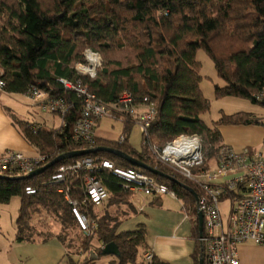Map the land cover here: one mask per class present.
Listing matches in <instances>:
<instances>
[{
    "label": "trees",
    "instance_id": "1",
    "mask_svg": "<svg viewBox=\"0 0 264 264\" xmlns=\"http://www.w3.org/2000/svg\"><path fill=\"white\" fill-rule=\"evenodd\" d=\"M85 49H92L102 57L95 79L78 76L75 72L76 64L83 61ZM199 50L208 54L218 77L226 84L216 86L217 98H246L264 106L254 97L264 91V0H0V76L6 82V93L25 95L32 87H37L64 99L70 106L65 125L59 129L46 130L13 118L46 164L64 153L110 148L180 181L199 195L200 189L194 183L160 162L149 146L163 148L180 135H198L203 140L208 164L223 146L220 125H264L244 113L224 116L215 126L205 122L203 115L210 111L211 104L201 87ZM118 54L121 59H117ZM61 78L82 80L90 91L112 107L114 118L124 125L123 142L96 136L91 148L73 141V128L81 117L83 103L58 82ZM125 92L131 93L138 102L149 98L156 108L150 138L144 139L141 151L129 143L135 121L118 105ZM138 108L144 109L140 105ZM88 157L109 160L118 168L147 174L176 193L194 224V262L199 264L201 259L205 260L199 234L198 203L193 193L113 153L98 152ZM80 159L83 157L62 161L31 179H17L26 175L15 171L0 174L7 177L0 178V204L20 198L16 241L47 242L54 237L46 225L31 223L36 213L45 210L59 224L60 231L55 237L67 250L73 246L76 232L83 237L79 254L87 253L97 241L96 257L86 258L88 264H95L103 256V247L111 243H115L120 252L113 264H165L155 256L151 262L146 261L149 249L144 224L134 231H118L123 222L137 214V209L122 180L109 170L96 173L109 194L101 207L85 202L83 183L87 173L83 171L71 176L65 184L48 182L60 166ZM29 186L38 193L27 195L25 189ZM62 188H70L71 196L82 203L81 211L96 220L94 235L87 237L79 231L70 205L59 193ZM232 195L239 196V192H226L222 200ZM161 199H154L153 204L159 205Z\"/></svg>",
    "mask_w": 264,
    "mask_h": 264
},
{
    "label": "built area",
    "instance_id": "2",
    "mask_svg": "<svg viewBox=\"0 0 264 264\" xmlns=\"http://www.w3.org/2000/svg\"><path fill=\"white\" fill-rule=\"evenodd\" d=\"M101 66V55L92 49H85L83 61L76 64L75 72L78 76L95 79ZM58 82L66 90L74 92L83 103L81 117L73 128V141L94 148L97 125L105 118H114V110L90 91L82 80L61 78ZM4 93L6 82L0 76V95ZM26 95L36 102L42 111L58 114L65 125L70 106L64 99L51 96L37 87H32ZM254 97L256 101L264 103V91L256 93ZM118 105L121 111L128 113L140 126L144 138L149 139V130L156 117L155 105L149 98L138 102L131 93L125 92ZM138 105L144 109L141 111ZM119 140L123 142L124 136ZM149 148L160 162L200 189L197 203L198 211L204 217V230L200 240L204 244L206 264H240L239 248L242 245L252 243L264 246V152L250 148L236 151L223 145L216 157L207 164L202 138L186 134L178 136L163 148L153 144ZM45 164L44 157L34 158L8 151L0 155V174L15 171L28 175ZM102 169L109 170L122 180L124 189L130 192L133 198L141 194L150 198L171 196L178 199L176 193L168 186L158 183L147 174L134 169L118 168L109 160L88 156L72 164L60 166L48 182L55 185L65 184L71 176L83 171L87 173L83 183L85 202L101 207L109 197L106 187L96 174ZM235 191L239 192V196L232 195L226 199L231 201V206L224 216L221 209L223 194ZM25 192L27 195H36L38 190L29 186ZM70 192V188L59 190L71 207L79 231L87 237L94 235L96 220L81 211V201L73 198ZM43 216L51 219L45 210H41L32 217V225H37ZM153 257L150 251L145 255L148 262H151Z\"/></svg>",
    "mask_w": 264,
    "mask_h": 264
},
{
    "label": "crops",
    "instance_id": "3",
    "mask_svg": "<svg viewBox=\"0 0 264 264\" xmlns=\"http://www.w3.org/2000/svg\"><path fill=\"white\" fill-rule=\"evenodd\" d=\"M39 115L36 117L35 114ZM40 106L26 94L4 93L0 95V155L8 151L23 153L28 157L40 156L39 151L25 138L14 119L42 126L46 130L54 128L48 126L47 117ZM46 116V115H45ZM42 118H44L42 120ZM121 121V120H120ZM97 125L95 132L98 134ZM62 125V124H61ZM249 132L247 138L236 140L227 139L222 134V144L228 143L236 149L244 147L264 152V127L257 125H240ZM245 126V127H244ZM61 127V126H60ZM59 127V128H60ZM58 128V129H59ZM237 126H232L236 130ZM255 128H257L256 131ZM253 133V136L252 134ZM154 199L138 195L132 203L137 209V214L122 223L119 232L134 231L139 225L146 226V243L150 252L165 264H195L193 254L196 249V239L193 222L184 211L179 199L163 196L159 205H154ZM46 222V228L54 236L47 242L36 241L33 243H18L15 236L0 245V264H72L78 257L70 255L64 245L55 237L60 226L54 219ZM33 246L26 247L25 246ZM23 249L25 251H23ZM31 250V253H27ZM108 258V259H107ZM115 256L99 258L95 264H113ZM240 264H264V246L252 243L239 248Z\"/></svg>",
    "mask_w": 264,
    "mask_h": 264
},
{
    "label": "rangeland",
    "instance_id": "4",
    "mask_svg": "<svg viewBox=\"0 0 264 264\" xmlns=\"http://www.w3.org/2000/svg\"><path fill=\"white\" fill-rule=\"evenodd\" d=\"M117 59H121V55L118 54ZM198 61L202 65L201 69V76L202 82L201 87L206 96V98L210 101L211 107L210 111L203 115V119L205 122L210 126H215V122H219L224 116H232L239 113L250 114L253 118L260 120L264 124V106L260 104H255L251 102L249 99L246 98H239V97H225V98H217L215 95V88L216 86H225V82L220 79L217 75L215 66L211 58L204 50H199L197 55ZM43 113H47L44 112ZM36 117L39 115L35 114ZM46 115V116H45ZM41 116L47 117L48 126L52 128H59L62 124L61 117L59 115H52V114H42ZM42 118V120L44 119ZM233 125H220L219 129L222 130V134L225 138H235L236 140H240L243 138H247L249 136V132L243 128V126H237L236 130H232ZM245 127V126H244ZM256 127H261V125H257ZM264 127V125L262 126ZM255 128L254 131H256ZM98 134L100 138L111 140V141H118L124 135V125L123 122L115 119V118H105L101 121L100 127L98 128ZM253 136V133H251ZM144 136L142 134L141 128L139 125L135 124L132 126L130 135H129V143L135 148L137 151L142 150ZM229 146L228 143H224ZM231 147V145L229 146ZM234 148V147H232ZM247 148V147H244ZM236 149V151H241L242 149ZM132 201L134 200L131 197ZM231 206V201L226 200L222 202L221 209L223 215H227V212ZM20 210V198L14 197L8 204H0V245H4L7 240L11 239L15 236L17 226L16 221L19 216ZM50 221L47 217L43 216L42 220L38 222L37 226L40 225H47L46 222ZM82 235L74 233L73 238L75 241L73 242V246L69 248L70 255L76 258L73 260L74 264H88L86 258L91 259L95 258V250L97 241L93 242V245L90 247L89 251L85 254H79V247L81 242ZM78 240V241H77ZM26 247H33V246H25ZM23 249V251H25ZM28 251V249L26 250ZM27 253H31V250ZM104 257V256H102ZM107 257V256H105ZM108 259V258H107ZM115 259V258H112Z\"/></svg>",
    "mask_w": 264,
    "mask_h": 264
},
{
    "label": "water",
    "instance_id": "5",
    "mask_svg": "<svg viewBox=\"0 0 264 264\" xmlns=\"http://www.w3.org/2000/svg\"><path fill=\"white\" fill-rule=\"evenodd\" d=\"M98 152L113 153V154L117 155L118 157L126 160L127 162H129L131 165H133L135 167L146 170V171H148L154 175H160V176L165 177V178H167V179H169L175 183H178L179 185H181L182 187L186 188L188 191L193 193V195L196 197V200L198 201V195L195 193V191L192 188L181 183L180 181L161 173L157 169H153L152 167L145 164L144 162H141L140 160H138L136 158L130 157L122 151L114 150V149H110V148H102V147L101 148H94V149L76 150V151L64 153V154L58 156L53 161L47 163L45 166L37 169L36 171H34V172H32L26 176L19 177L17 179H31V178H34V177L40 175V174H43L45 171H47L48 169L58 165L62 161H65L67 159L86 157L88 155L95 154ZM0 178H7V177L0 175ZM198 219H199V234H200V237H202L203 230H204V217H203V214L200 212L198 214ZM102 254H103V256H110L111 255V256L118 257L120 255V252H119L118 246L115 243H111V244H108V245L103 247ZM199 264H205V260L201 259Z\"/></svg>",
    "mask_w": 264,
    "mask_h": 264
}]
</instances>
